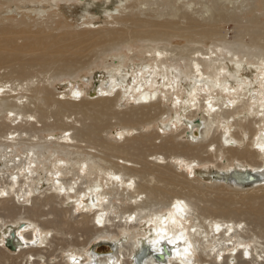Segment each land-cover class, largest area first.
<instances>
[{
    "label": "bare ground",
    "instance_id": "6f19581e",
    "mask_svg": "<svg viewBox=\"0 0 264 264\" xmlns=\"http://www.w3.org/2000/svg\"><path fill=\"white\" fill-rule=\"evenodd\" d=\"M14 1L24 0H0V7H6ZM25 1L33 2V0ZM87 1H85L87 4L86 6L84 5V13H86L87 9L95 7L102 15L103 22L113 19L111 17L114 12L117 14L126 12V9L131 8L132 1L134 2V0ZM157 1H164L166 6L179 4L178 7L186 11H188L190 6L195 5L197 7L202 2L201 0H139L144 8L146 5L147 7L150 5L155 6L153 4H156ZM130 2L131 4H129ZM136 2L135 4L138 3ZM140 4L138 3V5ZM219 4L218 1H214L205 10L193 8L192 12L202 21H210L213 18L212 13L209 19L207 13L210 12L211 8L218 9ZM133 7L131 9H134ZM164 7L162 4V8ZM40 12L44 11L40 10L37 13ZM178 13H175L174 17ZM157 16L161 17L162 15ZM182 18L189 19L187 12L182 14ZM191 21L195 22V20ZM193 22L191 23L194 24ZM94 23H96L95 20H89L83 24V28L88 31L92 30L94 27L91 25ZM131 31L130 35L133 33ZM134 31L136 30L134 29ZM187 31L190 33V35L187 34L189 38L193 34L202 37L214 35V30H209V28H202L198 31L192 28ZM156 32L158 33L159 31L155 30L154 33ZM151 34H148L151 36H149L150 38L153 36ZM109 35L113 38L112 36L115 34L111 36L109 33ZM109 35H106L107 38ZM118 35L116 36L118 37ZM139 37L141 36L139 35ZM256 39L258 38H253L252 45L256 44ZM109 40L111 42L112 39ZM250 41H252L251 38ZM222 43L223 41L219 40L218 44H214L205 52L194 51V54L189 57V61L185 64L186 71H182L179 68V63L175 65L177 62H170L172 59L166 49L155 47L147 51V53L149 52V56L147 54L144 57L145 59H141L139 68L133 69L131 74L130 72H128L129 74L122 72L121 67L124 66L121 61V64L113 65V67L106 69L104 71L105 77H99L106 86L100 85L96 87L95 97L92 98L93 102L96 99L104 102L115 97L120 101L123 100L122 98L120 99V96L125 98L126 94L130 92L129 98H132H128L126 101L131 102V105L137 107H158L163 97H166L164 93L169 94L172 92L173 96L176 95L170 101L169 108L170 113H174L175 116L173 115V117L172 114L167 113L165 118H168L170 115L171 125L174 126V130H181L177 136L161 140L157 146L159 151L147 155L153 160L154 168L144 165L143 168L141 167L142 169L135 170V173L123 172V169L136 167L139 163L138 160L142 158L139 145L134 146L130 144L129 147L127 146L128 148L122 147L125 144L124 142L127 141H135L136 144L142 143L138 139L135 140L132 137L133 135L130 136L129 130L124 129L123 131L114 133L116 138L118 137V142L121 141L122 145L120 148L118 146L114 147L128 156H132L133 159L115 156L116 159L111 164L108 163L109 165L103 167V162L107 161L100 158V156L99 160L96 161L95 153L92 151L94 155H91L89 152L87 154L86 151L88 150L84 152L78 145L77 149L85 153L84 155H80L82 154L80 153L81 151L76 153V151L71 150L72 146L76 144H74L73 134L68 132V128L64 129V132H67V134L51 136L50 138H39L40 136H37L38 132H35L39 130V127L34 130L35 133H32L33 131L31 133L26 131L28 127L30 129L31 127L36 128L40 116L38 115L39 118L37 119V113L33 114V110L28 111L31 104L30 102H26L27 97L24 96L26 101H23V97L18 96L16 91L18 88L21 89L23 87L21 83L8 85V82L0 81V104H3L2 101H5L4 99L6 101H13V103L10 101L12 106L8 107L6 118L9 119L10 125L12 124L14 128V130H11L8 127L10 131L5 130V134H2L3 136L0 135V147L4 148L0 152V183L3 182V185H0V264H4L5 261L8 262L10 259L16 262L12 261L14 264H22L23 262L24 264H54L50 263L51 258L48 257L53 255L47 254L46 257L44 255L47 252L49 253L48 249L51 246V242H53L52 238L55 239L56 237H52V235L48 236L49 230L47 228L53 227L57 232L59 230L57 226L63 225L62 221L59 225L55 222L56 217H54L53 209H57V205L61 209H64L63 213L66 212L69 213L68 215H72L76 211L77 215L81 217L80 219L88 218V227L84 228L85 225L82 224L85 234L89 232L87 229L93 230L90 224L96 227L94 228L96 231H93L94 242H92V245L86 246L89 242L85 245L86 247L77 250L74 248L73 251L66 249L63 251L62 249L66 255L62 257L61 260L63 262L60 261L61 264H138L136 260L141 258V256L143 258L142 264H264V235L250 236L246 224L247 220L241 219V215L239 218L232 215L236 210H234L235 208L232 209L231 205L227 206L228 200H224V202L222 200L216 201L222 208L220 207V210L217 209L219 213H214L215 211H211L210 213V211L204 208L199 210L196 205L191 203L188 198L190 195L187 196L186 193L178 191L172 195L169 194L171 197L168 203L162 202L164 203L162 205L165 206L158 210L152 209L154 207L152 198H158V203L161 200L163 201V198L170 193L168 186L172 183H180L183 186L186 184L194 192L199 189L180 181V177L177 179L175 175H170V172L168 173L169 170L166 171L164 169L170 162L175 163L176 166L186 171V175L183 177L186 181L191 180L204 187L218 185L239 191H252L253 189L264 187V57H260L257 62H251L244 57L253 55L249 54L246 56L242 53L245 45L236 47L241 52H234L222 48ZM263 52L264 50L260 49L259 53L263 54ZM226 61L233 64L236 73L240 71V67L243 65L250 68L254 67L255 70L252 72L254 81L248 78H237L235 79V85H229L228 82L233 75L230 73L227 75ZM145 62H149V64L144 65L143 63ZM129 63L133 64V61H129ZM65 68L68 69L69 67ZM182 76L189 81V89L186 91L184 97L176 93ZM126 77L130 79L129 85L124 84ZM29 81L28 83L33 84L32 81ZM10 83L12 82L10 81ZM43 89L41 93L45 94L47 92L45 90L48 88L44 87ZM37 91L38 89L35 90L36 95L37 93L40 94ZM47 95L49 96V93ZM62 97L71 99V106L72 104L75 105V103H81L83 99L82 90L79 87H72ZM7 98H10V100ZM64 100L66 102V99ZM87 101L90 102V100ZM10 102H8V105H10ZM61 102H59L60 104H54V107L56 109L65 107L67 103L62 105L64 103ZM44 103V105H47V102ZM77 104L76 108L81 109V111L84 110L83 108L87 109L85 107L87 105L80 106L79 108ZM91 104H89L91 108L97 106L95 103ZM49 105L48 107L50 108ZM102 107L105 108V106ZM0 108H2L1 105ZM39 108L41 107L39 106ZM5 109L7 112V108ZM40 110L42 111V109ZM38 112L41 113L40 111ZM63 112L66 119V115H69V113H65V110ZM89 112L91 113L90 110ZM44 114H42L41 118H44ZM6 118L4 120H7ZM72 119H75V116ZM4 120L2 121L6 122ZM246 120L247 123L245 122ZM236 126L238 131L233 133L232 129ZM219 128L221 132L217 137V141H213L214 138L211 134L213 135ZM48 130L47 128L46 131ZM248 130L252 134L249 137H247ZM169 131H171L170 128ZM79 132L81 133L80 130H78ZM35 134L38 138L35 137ZM26 136L30 137L27 138ZM31 136H34L37 140L31 139ZM246 137L247 139H244ZM116 138L115 140H117ZM208 138L209 140H207ZM149 140L150 138L146 139V141ZM244 140H247L246 145L244 144L245 147H234V144L237 142L242 145ZM115 143L117 144V141ZM192 143L201 145L205 152L212 153V157L215 160L220 159V156L225 154V152L229 156L226 159L224 158L225 160L220 162V164L214 165L211 156L210 158L206 157L207 159L202 158L201 163H199L195 158L190 159L185 157L191 151ZM24 144V148L28 144L27 148L18 153H16L17 151H13L15 153H12L13 156L9 154L10 152L6 151L8 148L12 149ZM43 149L46 150V153ZM162 151L170 153V156H163ZM117 154L119 155V153ZM148 159L147 157V161ZM98 161L103 164H99ZM189 173L190 178L188 176ZM139 174H144L148 177L147 182L141 183V180H137L136 178L139 179L140 177ZM93 175L94 177L91 178ZM248 175L255 177L253 182H246ZM44 184L47 187L40 191V188ZM189 188L186 189L189 190ZM149 198L151 202H149ZM124 201L129 204V210L124 208V211L117 212L116 210L119 205ZM63 203L67 207H63ZM69 203H71L70 206ZM245 208L249 209V207ZM256 208L258 211V206L252 207L253 212L251 216L250 213L245 211L246 209L243 210V216L252 217L255 221H258V218L261 216L255 217ZM203 211L208 215L204 216ZM259 211L261 214L262 210L259 209ZM200 213L203 214L202 218L200 217L202 220H198L200 219L198 218ZM48 215L51 217H48ZM257 223L259 224V222ZM112 228H117L119 232L116 234L111 233L113 232ZM11 232L15 234V250H10L5 246V241L10 237ZM65 240L67 241L68 239L65 238ZM68 243L67 245L73 243L77 245V241ZM83 244L81 243V245ZM101 244L107 245L109 250L102 251L99 254L95 253L92 250L93 247ZM165 245L169 251L165 256V260H156L153 254L160 253L165 249ZM145 246H149L150 251L137 256L138 251ZM248 259H250L249 262L246 261ZM9 262L7 264L11 263Z\"/></svg>",
    "mask_w": 264,
    "mask_h": 264
},
{
    "label": "rangeland",
    "instance_id": "374dc122",
    "mask_svg": "<svg viewBox=\"0 0 264 264\" xmlns=\"http://www.w3.org/2000/svg\"><path fill=\"white\" fill-rule=\"evenodd\" d=\"M49 1L50 0H33V2L25 0L14 1L6 7H0V81L8 82V85H17L21 83L23 87L21 89L18 88L16 92L18 93V96L23 97V101H26L24 96L29 99H27L26 102H30L31 105L28 103L30 105V108L29 110L26 108V110H28L29 112L33 110V114L37 113V119L39 118V116L41 118L42 114L45 113L44 118H41L42 120L40 118V120L38 119L39 123L37 122L36 128L31 127L30 129V127H28L26 128V131H29L30 133L32 131V133L38 132L37 136H40L39 138H50L51 136L67 134V132H64V129L68 128V132H71V134H73L72 137L74 138V144H76V147L72 146L73 148L71 150L74 152L76 151V153L80 152L81 150H83L84 152L88 150L86 151V153L89 152L91 155H94L93 153H95L94 156H96V161L99 160V156L100 158H103L105 161H107L103 162V167L111 164L116 159L115 156H124L128 159H133L132 156H128L126 153L119 151V149H115L116 147H114L118 146V148H120V146H122L121 141L118 142V137L116 138L114 133L117 131H123L124 129L129 130L130 136L133 135L132 137L135 138V140L138 139V141H142V143L136 144L135 141H127L124 142L125 144L122 147H129L130 144H133L134 146L139 145V149H141L142 152V158L138 160L139 163L136 166L137 168L130 167L127 168L128 170L123 169V172L126 173H135V170L142 169L144 165L148 166L149 168H154L152 162L153 160L150 156L147 155L152 152L159 151L157 146L159 145L161 140L167 139L171 136H177V134L181 130H174V126L171 125L172 121L170 115L168 118H165L167 116V113L172 114V116L174 115V113H170L169 108L170 101L174 99L176 95L173 96L172 92H170L169 94L166 93L167 95L164 93L166 97H163V100L158 107H137L131 105V102L126 101L129 98L130 92L126 94L125 98H123V96H120V99H123L120 101H118V98L115 97L110 98L109 100L104 102L100 101L99 99H96V102H93L92 98L95 97V93L97 90L96 87H99L100 85L103 87L106 86V84H103L102 80L99 79V77H105L104 71L106 69L113 67V65L115 66L121 64L122 61V64L124 66L121 67V69L123 70L122 72H130L131 74V71L133 69L139 68L141 59H143L147 54L149 56V52L147 53L148 50H150L151 48L160 47V49H166V51L170 54L172 59L170 62H177L175 65L179 63V68L182 71H186L187 68L185 64L187 63V61H189V57L194 54V51L197 50L205 52L214 44H218L219 40L223 41L222 48L234 52H241L239 48L236 47L245 45L242 53H244V55L246 56L249 54L253 55L244 57L248 61L257 62L260 57H264V52L263 54L259 53L260 49L264 50V0H201L202 2L201 4H199L200 7L197 4V7L195 5H192L188 9V11H186L185 9L181 10L178 7L179 4H167L168 6H166L164 1H157L156 4H153L155 6L150 5L147 7L146 5L144 8V6L140 4L139 0H134V2L131 0L132 4L131 2L129 4H131V8L132 6H134V9H131L129 7L130 9L128 8L126 9V12L120 14L114 12L111 17L113 19H108L107 22H103L102 15L95 9V7L87 9L86 13H84V5L86 6L87 3H85V1L87 0ZM135 1H137L140 5H138L137 2V4H135ZM214 1H218L220 3L218 5L220 10L219 8H211V10H209L210 12L207 13L208 19L211 13L214 19L211 17L212 19L210 21H202L200 18L196 17L193 14V8H201V10H205V8L207 6H210ZM98 2H104V0H98ZM162 4L163 7L165 6L164 8H162ZM172 6L174 9L172 8ZM135 7L137 8L135 9ZM40 10L44 12L37 13ZM177 11L180 12L178 13ZM183 11L187 12L189 19L195 20V22L189 20L188 18L187 20L182 18V14H184ZM155 12L159 14H156ZM175 13L178 14L174 17ZM157 15L162 16L159 17ZM89 20H95L96 23L92 24L91 26H93L94 28L88 31L87 29L83 28V24ZM114 22H117L118 24ZM191 22H193L194 24H192ZM198 22L200 25L197 24ZM207 26L209 30H214V35H211L209 37H202L193 34L191 38H189V36L187 35H190V33L187 31L189 29L193 28L194 30L198 31L202 28L208 29ZM134 29L136 31H134ZM154 29L159 32L154 33ZM131 30L133 31V33L130 35ZM136 32L139 33L141 37H139ZM109 33L111 34V36L112 34H115L112 37L116 42L113 41L114 39L110 37ZM149 33H152V38H150L151 36L148 35ZM105 34L109 35L108 38ZM116 35H118L119 38ZM115 36L117 37V40ZM254 37H257L258 39H256V44L252 45L251 42H253ZM250 38L252 39V41H250ZM109 39H112L111 42H109ZM127 60L133 61V64L129 63V61ZM143 64L148 65L149 62H145ZM64 66L67 68L69 67V70ZM225 66L226 71H228L227 75L228 73L233 75L232 77H230L231 80L228 82L229 85H235V79L237 78H248L250 80H253L252 72L255 70L254 67L250 68L243 65L242 67H240V71L236 73L233 64L226 61ZM29 80L32 81L33 84L28 83ZM10 81L12 83H10ZM129 81L130 79L126 77V79L124 80V84L129 85ZM188 82L189 81L186 78H184L183 76L181 77L176 92L177 95H180L181 97L185 96L186 91L189 89ZM158 86L160 85L158 84ZM44 87L48 88L47 90H45L47 92L44 91L45 94L42 92L46 98L41 93V91L44 90ZM72 87L81 88L82 97L84 99H82V104H72L73 107L71 106V99L62 97L64 94H66V91H68ZM36 89H38L37 92H39L40 94L37 93L36 95ZM48 93L49 96H46V94ZM7 99L10 100V98ZM64 99H66V102ZM4 100L5 101H2L4 105L0 104L2 108L4 107L3 112L2 108H0V135L5 134L4 132L10 131V129L14 130L13 125H10V122L8 121L9 119L6 118L8 107L12 106L11 102L13 103V101L10 100V102L8 100L6 101V99ZM87 100H90V102ZM60 101H62L61 103H64L62 105H65V103H67V107L65 105V107L63 106L56 109L54 107V104H57ZM91 101L95 103V105H97L99 108L97 106H93L91 108V106L89 105L92 103ZM8 102H10V105H8ZM44 102H47V105H44ZM76 104L77 107L79 106V108L80 106L87 105L85 107H87V109H89L91 113L86 108H83L85 112H83L84 110L81 111V109L76 108ZM48 105L50 106V108L48 107ZM39 106L41 108L38 109ZM102 106H105V108ZM5 108H7V112L5 111ZM40 109H42V111ZM62 109L65 110V113H69V115H66L68 119H65ZM38 111H40L42 114ZM71 112H73L72 114L75 115H72ZM161 114L164 115L161 116ZM4 116L7 120H4ZM45 116H47V118H45ZM74 116L75 119H72L74 118ZM2 120L6 122H3ZM159 120H162L163 122ZM245 122L247 123V120ZM53 124L54 126H52ZM8 127L10 129H8ZM37 127H39V130L34 132ZM47 128L49 130L51 129V131H54H46ZM169 128L171 129V131H169ZM78 130H80L82 134L80 132L78 133ZM232 131L233 133L237 132V126L234 127ZM220 132L221 130L219 128L213 133V135L211 134V136L214 138L213 141H217V137L219 136ZM247 133L249 134H247V137L252 135L250 130H248ZM37 136L35 134V137ZM247 137L244 139H247ZM33 138L34 136H31V139ZM37 138H34V140L36 141ZM115 138L117 140H115ZM147 138H150V140L146 141ZM180 139L182 140V138ZM207 140H209V138ZM115 141H117V144L115 143ZM27 142L29 143V141ZM246 143L247 140H244V143L242 145L238 144L237 142L234 144V147L236 146L243 148L245 147ZM217 144L215 143V145ZM27 145L25 148H27ZM77 145L79 148L81 147V150L77 149ZM24 146L25 144L23 146H18L12 149L8 148V150L6 151L10 152L9 154L13 156V154H15L14 152L17 151L16 153H18L23 151V149H25ZM109 147H111L112 149ZM1 149L3 150L4 148L0 147V152H2ZM43 150L46 153V150ZM162 152L163 156H170V153H165V151ZM80 153L78 154H85L82 151ZM117 153H119V155ZM210 156L212 157V153L205 152L201 145H195L193 143L191 145V151L187 155H185V157L190 159L195 158L199 163H201L202 158L207 159L206 157L210 158ZM228 156L229 154H226L225 152V154L221 155L220 159L218 160H215L213 159L214 157H212V162L214 161V165L217 163L220 164V162H223ZM147 157L151 161L149 159L147 161ZM98 163L101 164L102 162L98 161ZM170 163L167 164L168 167L164 165L166 166L164 169H166V171L169 170L168 173L170 172V175H175L177 179L180 177V181L190 184L191 186L193 185L195 187H198L199 189H197V191L199 192L191 191L186 184H184L185 186H183V184L180 183H172L168 186L170 193H168L163 198V201L161 200L160 203H158V198H152V203L154 204H152L154 206L152 207L153 210H158L161 207L165 206L162 205L164 204L162 202H165V204L168 203V200L171 197L169 196V194L172 195L173 193H176L178 191L181 193H186L187 196L190 195L188 198L190 199L191 203L199 208V210L201 208H204L210 211V213L211 211H215L214 213H219L217 209H219L220 207L222 208V206H219L220 204L216 203V201L222 200L224 202V200H228L227 206L231 205L230 207H232V209L235 208L234 210H236V212H234L232 215L236 218H239L241 215V219H244V221L247 220L246 224L250 236L264 235V187L253 189L252 191L254 192L250 190H242V192L241 190H234L230 187L218 185L211 187L208 185L207 187H204L196 182L194 183L191 180L186 181L185 178H183L186 175V171H184L183 168H179V166H176L175 163ZM195 168L197 169V167ZM139 175L140 177L139 179L136 178L137 180H141V183L147 182L148 177H146L144 174ZM143 176H145L146 178ZM188 176L190 178V173L188 174ZM92 177H94V175L91 176V178ZM0 185H3V182H1ZM46 187L47 185L44 184L40 188V191L45 189ZM186 188H189V190ZM251 198H253V200H251ZM149 202H151V200ZM58 203H60V201H58ZM70 205L71 203H69V206ZM57 206V209H53L54 217H56L55 222H57V224L59 225V223L62 221L63 225H59L60 227L57 226V228H59L57 232L53 227L47 228L49 230L48 236L52 235V237H56L55 239L52 238L53 242H51L50 248L52 246L53 247L51 249L49 248V253L47 252L44 255L45 257L47 256V254L53 255L48 257L51 258L50 263L52 262L54 264H59L60 261L63 262L61 259L64 255H66L63 253L64 249L73 251L74 248L77 250L79 248L92 245V242H94L93 233L96 231V229H94L96 227H93L90 224V227L93 228V230L90 231V229H87V231L89 230V232L88 234H85L82 229V224L85 225H83L84 228H87V224L89 225L88 218L80 219L81 217L77 215L76 211L72 215H68L69 213H63V208L61 209L59 205ZM62 206L65 207L66 205L63 203ZM253 206H258V208L262 210L261 214L259 209L258 211L257 208L255 210V217L261 216L258 218V221L256 220L257 222H259V224L254 220V218L245 217L242 214L243 210L246 209L245 207H249V209H246L245 211L250 213L251 216V213L253 212ZM124 208H130L129 204H127V202L125 201L119 205L116 211H124ZM203 214L204 216L208 215L205 212ZM203 214L200 213L198 218L203 216ZM48 217L51 216L48 215ZM201 218L198 220H202ZM251 220L254 222H252ZM82 221L84 223H79ZM112 231L113 232L111 233L113 234L119 232L117 228H112ZM65 238L68 240L66 241ZM70 241H77V245H75V243L69 244L71 243ZM67 242H69V245H67ZM81 243L83 245H81ZM10 260H8V262ZM12 261L13 259L10 262L12 263ZM246 261L249 262L250 259ZM8 262L5 261L4 264H7ZM13 262L16 263L15 261ZM22 264H24V262Z\"/></svg>",
    "mask_w": 264,
    "mask_h": 264
},
{
    "label": "water",
    "instance_id": "95a60500",
    "mask_svg": "<svg viewBox=\"0 0 264 264\" xmlns=\"http://www.w3.org/2000/svg\"><path fill=\"white\" fill-rule=\"evenodd\" d=\"M247 178H248V179H247L246 182H253V180L255 179V177H253V175H248ZM14 237H15L14 232H11V233H10V237L7 238L6 241H5V246H6L8 249H10V250H15V249H16V245L14 244ZM92 250H94L95 253H98V254H99V253L102 252V251L109 250V248H108L107 245H105V244H101V245H96V246H94ZM149 251H150L149 246H145V247H143V249H140V250L138 251L137 256L142 255L144 252H147V253H148ZM167 253H169V251H168L167 246L165 245V249H164V250H162L160 253H157V254L155 253V254H153V256H154V258H156V260L164 261V260H165V256L167 255ZM142 260H143V258H142V256H141V258H139V259L136 260V261H137L138 264H139V263L142 264V263H141V262H143Z\"/></svg>",
    "mask_w": 264,
    "mask_h": 264
}]
</instances>
